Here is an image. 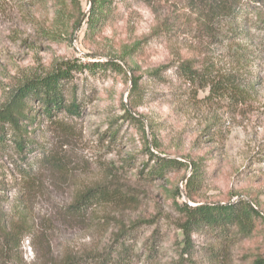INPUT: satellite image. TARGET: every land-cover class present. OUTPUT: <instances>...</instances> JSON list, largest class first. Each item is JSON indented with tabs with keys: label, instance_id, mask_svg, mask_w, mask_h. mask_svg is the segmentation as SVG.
<instances>
[{
	"label": "rangeland",
	"instance_id": "rangeland-1",
	"mask_svg": "<svg viewBox=\"0 0 264 264\" xmlns=\"http://www.w3.org/2000/svg\"><path fill=\"white\" fill-rule=\"evenodd\" d=\"M79 2L0 0V106L25 80L70 61L114 60L123 67L73 70L66 95L80 103V115H40L33 140L60 160L59 168L35 164L36 155L25 151L34 170L24 176L17 151H0L6 183L0 264H45L65 250H101L127 229L133 230L121 240L134 247L130 264H251L264 256V50L234 54L201 46L193 34L152 37L158 14L139 0L120 6L113 21L91 34L90 0ZM185 61L196 68L214 62L225 81L190 85L176 71ZM61 118L67 129L55 123ZM163 158L183 165L161 169ZM193 162L204 177L190 189ZM155 168L163 171L152 174ZM105 181L130 187L135 201L67 215L64 207L78 190ZM242 201L261 215L249 233L236 235L233 227L224 238L208 227L188 233L182 227L185 204Z\"/></svg>",
	"mask_w": 264,
	"mask_h": 264
},
{
	"label": "trees",
	"instance_id": "trees-1",
	"mask_svg": "<svg viewBox=\"0 0 264 264\" xmlns=\"http://www.w3.org/2000/svg\"><path fill=\"white\" fill-rule=\"evenodd\" d=\"M74 1L80 4L79 0ZM131 1L90 0V10L86 21L88 33L94 34L102 30L120 14V6L125 5L126 7ZM139 1L150 6L158 14L157 22L150 34L152 37L167 40L193 34L201 41L203 40L201 46L228 47L229 50L233 49L234 54H249L257 49L264 50V0ZM158 6H164L165 10H161ZM82 15H85V12H82ZM87 65H110L123 70L122 65L114 60L91 64L70 61L65 67L53 70L46 76H36L25 80L0 106V151L7 153L15 149L18 152L16 154L20 160L19 172L22 175L30 177V173L34 170L33 166L26 162L27 153L36 155L35 164H49L59 168L60 160L48 153L43 144L35 142L33 133L36 130V124L42 119L41 114H46L50 119L55 112H65L69 119L80 115V103L76 98L68 100L65 85L73 70ZM176 71L185 82L199 88H213L225 81L219 77L221 72L216 70L215 63L211 61L204 63L200 68H196L192 62H178ZM138 82V78L133 81V92L138 90ZM64 120V118L55 119V123L63 130L69 127ZM138 121L142 124L141 120ZM152 155L159 158L157 155ZM160 160H162L159 162L161 169L183 165V162L175 159ZM162 171L155 168L152 174ZM203 172L199 163L193 162L191 176L188 179L190 189L194 187L193 184L204 177ZM5 188L6 183L0 182V192ZM135 197L130 187L114 181H105L78 190L72 203L64 207V210L69 216L84 215L92 206L125 207L133 203ZM185 213L187 219L182 227L187 233L208 227L222 233L224 238L230 235L226 232L233 227L236 228V235L251 232L256 217H261L256 208L249 202L243 201L229 205L190 206L185 204ZM132 230L121 231L116 235L115 243L101 250L86 251L80 254L65 250L58 258L46 261L45 264H130L134 247L121 239L125 233ZM15 235L17 237L19 234ZM215 251L216 249H211V252ZM214 254L213 257L218 253ZM251 264H264V256L256 257Z\"/></svg>",
	"mask_w": 264,
	"mask_h": 264
}]
</instances>
